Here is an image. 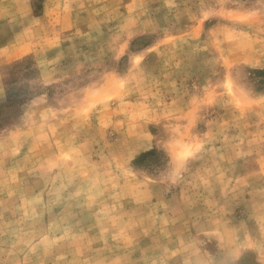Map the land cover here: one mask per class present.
Instances as JSON below:
<instances>
[{
    "label": "rangeland",
    "instance_id": "1",
    "mask_svg": "<svg viewBox=\"0 0 264 264\" xmlns=\"http://www.w3.org/2000/svg\"><path fill=\"white\" fill-rule=\"evenodd\" d=\"M0 104V264H264V0H0Z\"/></svg>",
    "mask_w": 264,
    "mask_h": 264
},
{
    "label": "trees",
    "instance_id": "2",
    "mask_svg": "<svg viewBox=\"0 0 264 264\" xmlns=\"http://www.w3.org/2000/svg\"><path fill=\"white\" fill-rule=\"evenodd\" d=\"M6 94H8V92H7V91H6ZM2 107H3V104H0V108H2ZM151 151H153V150H150V151L143 152L142 154H140V155H139V157H138V158H142V157H144V156H146V155L150 154V153H151Z\"/></svg>",
    "mask_w": 264,
    "mask_h": 264
}]
</instances>
